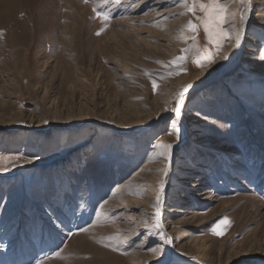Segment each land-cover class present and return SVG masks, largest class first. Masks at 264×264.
Returning <instances> with one entry per match:
<instances>
[{
    "label": "rangeland",
    "instance_id": "374dc122",
    "mask_svg": "<svg viewBox=\"0 0 264 264\" xmlns=\"http://www.w3.org/2000/svg\"><path fill=\"white\" fill-rule=\"evenodd\" d=\"M244 8L209 64L183 0H0V264H264V0L176 101Z\"/></svg>",
    "mask_w": 264,
    "mask_h": 264
},
{
    "label": "snow or ice",
    "instance_id": "6c2138e0",
    "mask_svg": "<svg viewBox=\"0 0 264 264\" xmlns=\"http://www.w3.org/2000/svg\"><path fill=\"white\" fill-rule=\"evenodd\" d=\"M85 2H87V0H85ZM183 2L187 7L188 12H191L195 15L197 8H199V10L204 13L203 16L197 17L199 24L193 23L192 20H189L187 22L186 27L190 31L195 33L197 31L198 27L200 25H202L203 30L207 34V38L209 39V41H211L213 44L216 45V52L213 54H210L206 57L207 63L211 64L214 62L212 55L219 53V51L221 50V47H222V40L224 39V37L226 35H228L227 30L224 29L223 25L226 23H229V20L227 18L228 17L227 8H228L229 0H207L206 3L204 2V0H192L191 4H189L188 0H183ZM239 2L244 3L245 0H239ZM236 15H237L236 13H232V20L233 21H235ZM104 19L107 20L108 17L105 16ZM243 19H244L243 13L240 12L239 13V20L242 22ZM231 27H232V29H234L236 31V39L238 41L240 37H239V30L237 29L236 24L232 23ZM103 30L104 29L101 28L97 32V35H99L100 32H102ZM194 39H195V37H193V40ZM190 50H191L190 48H185V49H182V52L187 53ZM185 59H186V57L184 55L177 56L173 59V61L170 62V65L168 67L171 69V66L175 65L177 68H183V64H184ZM201 66H203V65L201 64ZM146 74H148L147 71H146ZM172 74H173L172 70H169L166 73V75H172ZM162 75H164V74H162ZM152 84H153V88H155L156 87V81L153 80ZM176 111H177V114H179V109H177ZM177 124H178V121L176 119H173L171 121V126L174 129V131H176V132L179 131ZM157 147L159 149H162L161 155H165L167 158L171 157V150H172L171 144H165V143L161 142L160 144L157 145ZM3 159H4L3 157H0V160H3ZM17 159H19V157H17ZM3 170H7V169H3ZM164 171L166 172L167 169H164ZM162 188H163V181H161V189ZM159 204H160V195L158 194L157 199H156V204L154 205V207H156L155 227L157 229L161 230L160 235L163 236L165 238V240L167 241L168 237L164 233L162 226L159 222V215H160ZM221 224L226 225V222L221 221ZM213 231L217 235H223V231L220 228V224L216 225V227L213 229ZM114 238L115 237H109V239H114ZM168 242H170V241H168ZM151 251L158 252L159 249H151Z\"/></svg>",
    "mask_w": 264,
    "mask_h": 264
},
{
    "label": "bare ground",
    "instance_id": "6f19581e",
    "mask_svg": "<svg viewBox=\"0 0 264 264\" xmlns=\"http://www.w3.org/2000/svg\"><path fill=\"white\" fill-rule=\"evenodd\" d=\"M144 2L145 1H143V3ZM157 4H159V3H157ZM244 4H245V8L243 11L244 19L242 21L240 28L238 29L239 30V37H240L239 40L237 41V39L235 37V39H233L232 46L225 49L224 54H226V55L224 56L223 62H221L220 64H218L216 66L215 72L209 76L204 77V78H197V79L192 80V82H190L184 89H182V92L176 98L177 102H179V100L181 99V96L184 93L205 86L206 84L210 83V81L219 77L220 74L228 66H232L233 64H235V62L236 63L238 62V59L241 57L243 50H244V45H245V42L247 39V32L249 30L250 24H252L255 21V18L251 15L254 0H245ZM256 16H259V14ZM247 50L255 51L253 48H248ZM248 59L250 60V58H248ZM176 118L180 120L179 114L176 115ZM181 121H182V119H181ZM167 164H169V163L167 162ZM183 170L189 171V169H183ZM200 185L201 184H197V185L195 184L192 186H195L197 188ZM171 233H172V231H169L167 234L170 235Z\"/></svg>",
    "mask_w": 264,
    "mask_h": 264
}]
</instances>
